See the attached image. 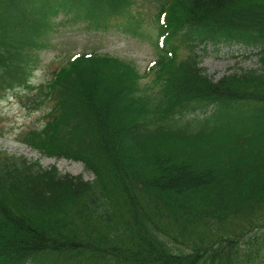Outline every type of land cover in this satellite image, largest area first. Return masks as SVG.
Segmentation results:
<instances>
[{"label":"trees","instance_id":"1","mask_svg":"<svg viewBox=\"0 0 264 264\" xmlns=\"http://www.w3.org/2000/svg\"><path fill=\"white\" fill-rule=\"evenodd\" d=\"M133 3L0 0V97L27 88L46 108L22 141L94 175L0 151V264H264V0H159L146 82L98 53L29 82L57 10L100 28ZM211 43L253 48L259 67L215 79Z\"/></svg>","mask_w":264,"mask_h":264},{"label":"rangeland","instance_id":"2","mask_svg":"<svg viewBox=\"0 0 264 264\" xmlns=\"http://www.w3.org/2000/svg\"><path fill=\"white\" fill-rule=\"evenodd\" d=\"M159 0H135L132 7L134 17L115 21L108 29H96L85 21H76L66 11L53 16L54 29L50 32L48 46L31 53L30 80L39 85L52 78L53 73L79 53L109 54L131 62L141 76L149 64L158 57L157 10ZM201 66L219 79L224 75L243 69L257 68L258 60L240 44H209L200 47ZM151 75L144 78L146 82ZM33 93L28 89H17L0 98V151L25 156L28 160H39L44 168L56 166L64 173L83 175L92 180L80 161L65 158L43 157L23 143L21 134L45 121V107L32 105Z\"/></svg>","mask_w":264,"mask_h":264}]
</instances>
